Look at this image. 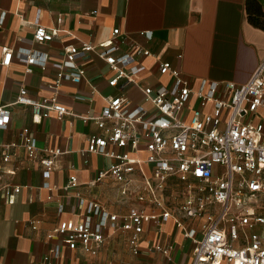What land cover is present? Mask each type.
<instances>
[{"label": "built area", "instance_id": "2783aa9c", "mask_svg": "<svg viewBox=\"0 0 264 264\" xmlns=\"http://www.w3.org/2000/svg\"><path fill=\"white\" fill-rule=\"evenodd\" d=\"M4 16L0 12V26ZM34 25L36 43L52 40L56 31L37 22ZM119 33L113 30L111 39L98 45L64 48L62 60L54 65V83L48 86L51 97L30 100L21 88L11 104L0 106V129L7 128L9 108L17 105L31 108L33 123L51 114L57 119L71 116L93 123L98 132L89 137L84 154L112 160L95 181L109 178L122 198L139 204L117 215L89 203L79 221H60L47 234L59 243L41 264H47L50 257L59 259L62 245L97 256L108 238L105 230L122 234L129 252L137 256L146 225L161 232L167 222L192 242L190 264H264V57L240 85L200 80L195 88L189 78L163 62L158 72L170 84L142 86L136 77L146 70L141 59L150 53L136 43L121 52L116 41ZM88 53L105 63L112 74L107 84L119 93L103 98L99 114L78 116L62 106L57 95L63 81L79 84L84 80L85 71L78 62ZM13 55L11 49L2 50L0 69L10 65ZM16 55L26 65V73L33 66L45 69L46 55L32 51ZM129 86L140 91L152 111L132 103L122 92ZM192 97L197 106H190ZM16 149H22L25 159L41 168L46 180L64 153L40 148L27 128L19 144H0V193L8 204H14L20 192L19 186L4 182L16 173V168L9 167ZM76 183L71 176L65 189ZM43 187L49 188L46 183ZM37 223L32 221L33 230ZM153 249L165 255L169 251L158 243Z\"/></svg>", "mask_w": 264, "mask_h": 264}, {"label": "crops", "instance_id": "0c3cea01", "mask_svg": "<svg viewBox=\"0 0 264 264\" xmlns=\"http://www.w3.org/2000/svg\"><path fill=\"white\" fill-rule=\"evenodd\" d=\"M0 12L5 14L0 26V60L3 49L14 53L10 65L0 69V106L11 104L21 88L30 100L51 97L48 86L54 83V65L62 60L64 48L98 45L111 39L115 29L120 32L116 41L121 52L136 43L150 53L141 59L146 70L136 77L142 86L170 84V79L158 72V64L163 62L189 78L195 88L200 80L240 85L264 57V0H0ZM35 22L56 31L51 41L39 44L33 40ZM25 51L46 55L45 69L33 66L32 72L26 73V65L16 55ZM78 63L85 71L84 80L79 84L63 81L57 100L78 116L99 114L103 98L117 95L119 90L108 86L112 74L94 53ZM122 92L133 104L152 111L138 89L129 86ZM195 105L192 97L190 106ZM9 110L10 123L0 129V144H19L21 132L27 128L40 148L64 153L46 180L41 168L25 159L22 149L15 150L9 167L16 168V173L4 182L19 186L20 192L14 204H8L0 193V264H41L59 243L47 234L60 221H79L91 202L117 215L139 205L122 198L109 178L95 181L112 160L84 154L89 137L98 132L93 123L71 116L57 119L54 114L33 123L29 106H11ZM71 176L76 178V186L65 189ZM45 183L48 189L43 187ZM32 221L38 222L36 230L31 228ZM104 234L108 238L97 256L62 245L61 257H50L47 264L191 262L192 242L171 222L163 224L161 232L147 224L137 256L129 252L122 234L109 230ZM155 243L167 247L168 253L155 251Z\"/></svg>", "mask_w": 264, "mask_h": 264}]
</instances>
